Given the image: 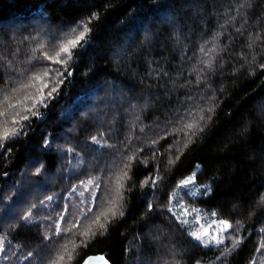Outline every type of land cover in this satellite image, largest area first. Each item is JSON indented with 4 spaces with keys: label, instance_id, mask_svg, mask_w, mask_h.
Returning <instances> with one entry per match:
<instances>
[{
    "label": "trees",
    "instance_id": "16d2710c",
    "mask_svg": "<svg viewBox=\"0 0 264 264\" xmlns=\"http://www.w3.org/2000/svg\"><path fill=\"white\" fill-rule=\"evenodd\" d=\"M92 17L88 42L73 49L67 70L46 58ZM55 69L63 72L58 91L43 90L37 115L23 112L33 100L19 106L30 117L22 121L26 134L0 148L8 256L0 264H56L61 254L60 264H80L92 253L113 264H264V0H0V98L45 71L53 86ZM32 83L12 102L38 96L43 82ZM190 112L204 116L201 130L187 141L183 132L168 134ZM196 167L200 191L182 199L235 226L224 234L242 238L231 253L221 254L230 240L204 246L189 235L192 224L176 219L170 195ZM96 177L98 205L113 198L117 180L123 186L117 216L101 217L106 232L92 224L93 204L75 218L57 214L46 231L47 198ZM77 220L75 235L63 232ZM89 225L96 234L81 236Z\"/></svg>",
    "mask_w": 264,
    "mask_h": 264
},
{
    "label": "snow or ice",
    "instance_id": "6c2138e0",
    "mask_svg": "<svg viewBox=\"0 0 264 264\" xmlns=\"http://www.w3.org/2000/svg\"><path fill=\"white\" fill-rule=\"evenodd\" d=\"M97 17H92L90 18L88 21L85 22H81L79 24H77L76 28H73L65 37V43L62 44V46L60 47V50L56 53L55 57H51L48 56L46 57L48 60L54 61L55 63L58 64H62L65 66V70H67V63L68 60L71 59L72 57V51L73 49L77 48V47H83L85 44H87V35L90 33V28H88V23L91 22V19H95ZM82 29L81 31H79L78 34H76L77 29ZM64 54L66 56V59H60L61 54ZM52 74L54 75V79L51 81V84L53 86L50 87L49 82L45 81V77L50 75L49 71H45L44 74L42 76H33L30 78V81L28 83H22L18 88H13L11 90V94H5L3 96V98H0V127H2L3 131H2V135H0V148H3L4 146V142L7 141L8 139L21 135V134H26V131H24L25 129V125L22 123V121L24 120H28L30 117L27 114L22 115L21 111H16V109L19 106L24 105V102L27 100H33L34 103L32 104L31 107H24L23 108V112L24 113H30L31 115H37V112H34L32 109L36 107L37 104H44L45 102V94H44V89L47 88L49 89L47 92V97H51L52 94L54 92L58 91V87L60 84H62L64 82V80L62 79L63 77V72H61L59 69H55L52 70ZM71 73H69L70 75ZM32 81H42L43 83L41 84L40 87L36 88V92L38 93V96H33L30 94H26L24 95L23 99H20L19 97L16 98L15 103L12 102L13 96L18 93V92H22L30 87H36V85L34 83H32ZM209 112L211 111V109L208 110ZM12 112L13 115L11 117V120L9 121L7 119L8 114ZM189 117H191V119L185 121L182 123L181 127L179 128H175L173 129L172 132L168 133V134H174L177 132H183L185 140H189L190 137L192 135H195V131L194 130H201L199 128V124L200 121L204 120V116L203 115H199L197 118V114L194 113H189L188 114ZM11 123V125H13V127L11 129H9L8 124ZM16 125H19V127H16ZM163 138V137H161ZM92 141L100 144L101 141L96 137L93 136ZM158 141H152L153 144L157 143ZM105 144L107 143L106 141L104 142ZM176 143H179V141H176ZM185 147L187 146V144L185 143L184 145ZM109 147H111L109 145ZM129 161H131L132 159H135L134 156H129ZM177 159H179V156H177ZM170 163H173L172 161H170ZM125 168L128 167L127 164L124 165ZM37 172H39V169H37ZM123 176H127V172H123ZM160 177H157L156 179H159ZM156 179H153L152 184L153 187L156 186ZM99 177L94 178L93 180L88 181L87 183L94 185L95 189H99ZM146 182V181H145ZM193 182V178H189V179H185L183 181H181L180 183V187H187L188 185H190ZM82 183H84L82 181ZM122 185L119 183V180H117V188H116V193L113 195V198L111 200L105 201L103 198L101 199L99 205L96 202V196L92 195L91 196V203L97 207V211L99 212L98 215H95V219L92 221L93 225H99V229L103 230L101 231V235L104 234V232H106L107 228H106V224L105 223H101V217H104L107 223H110L111 220L109 219V213H111V217L115 218L118 214L117 209L119 207V201L123 199V193L121 191L122 189ZM205 194H207L208 192H210V188L209 187H205L204 189ZM47 199L51 200L52 197H48ZM262 200H264V197L261 198ZM170 200H177V204H178V198L176 196V193L173 192L170 195ZM104 203H107L110 205V207L104 209L103 211H100V206L103 205ZM175 206V205H174ZM89 211H92L91 208H89ZM187 209L182 210L181 215L177 216L176 219L180 220V222L184 225H187L189 222L186 219H183V216L186 214ZM120 215H122L123 213H119ZM31 212L29 211L27 213V215L23 216L22 219L25 221H29L31 219ZM82 216L86 217L87 214L86 213H82ZM60 219L63 220L64 217L63 215H60ZM220 223L223 225V227L220 229V233L221 235L218 237L216 235H213L211 237H209V234L207 232V230H197V231H191L189 233V235H191L196 241L200 242L202 245L204 246H208V245H216V246H220V245H224L225 243V239H228L231 241V247H225L221 254L225 255L227 253H231L232 251H234L241 243V239H237L235 237L232 236L231 233H229V235L227 237H225L223 235V233L225 231H227L228 229H234V225L231 224L228 220H224L221 219ZM239 222H237L238 224ZM80 228V223L77 220L76 223H74L72 225V228H64L63 232L64 233H69L71 232L73 235L76 234L75 231H73L74 229L79 231ZM92 226L89 225L88 230L87 231H80L79 234L81 236H88L89 233L91 232V234L94 236L96 233L91 231ZM261 231H264V229H261ZM57 235H60V230H59V226H57ZM47 238V236H46ZM81 243H84V241H81ZM86 246V244H85ZM261 247H264V244L261 245ZM63 252H67L68 253V257L69 260H71V252L68 250L67 245L63 246ZM31 255V253H29V256ZM0 258L7 260L8 256L5 254V241L3 238H0ZM64 260V255L61 254L58 256L56 264H60L61 261ZM93 260H103V257H95V258H88L87 260H85V264H92ZM105 264H107V262H105ZM253 264H255V262L253 261Z\"/></svg>",
    "mask_w": 264,
    "mask_h": 264
},
{
    "label": "rangeland",
    "instance_id": "374dc122",
    "mask_svg": "<svg viewBox=\"0 0 264 264\" xmlns=\"http://www.w3.org/2000/svg\"><path fill=\"white\" fill-rule=\"evenodd\" d=\"M199 165L200 164H198L197 167H199ZM197 167L190 175H188L185 178V179L193 178V182L187 187L178 186L174 190L178 198V204H177V200H172L173 207L178 215H181L182 210L187 209V212L183 216V219H186L189 222L188 224L190 225L192 224L194 226L193 231L207 230L209 237L213 235L219 237L221 235L220 229L223 227L220 221L223 218L218 217L213 210L207 209V207H205L204 205L193 204L189 201H184L182 199V195L187 191L190 193H197L200 191V187L195 184ZM96 192L97 189H95L94 185L86 182L85 185H82L81 187L78 186L74 188L72 191L70 190L69 192L62 194L63 197L57 196V197H52L51 200L48 199L41 206V209L44 212H47L48 214L47 218L49 219V221H47L43 218L45 230L46 231H50L51 229L53 230L54 219L59 213H63L64 215L65 213L68 214L67 216H69L70 219L72 217L73 218L77 217L83 210H87L92 205V203L90 202L91 196L96 195ZM224 234L225 232L223 233V235Z\"/></svg>",
    "mask_w": 264,
    "mask_h": 264
},
{
    "label": "water",
    "instance_id": "95a60500",
    "mask_svg": "<svg viewBox=\"0 0 264 264\" xmlns=\"http://www.w3.org/2000/svg\"><path fill=\"white\" fill-rule=\"evenodd\" d=\"M103 257V260H93L92 264H113V262L103 253H92L86 256L80 264H85V260L88 258Z\"/></svg>",
    "mask_w": 264,
    "mask_h": 264
},
{
    "label": "bare ground",
    "instance_id": "6f19581e",
    "mask_svg": "<svg viewBox=\"0 0 264 264\" xmlns=\"http://www.w3.org/2000/svg\"><path fill=\"white\" fill-rule=\"evenodd\" d=\"M36 260H37V259H36ZM39 261H40V259H39ZM39 261H38V262H39ZM33 264H34V263H33Z\"/></svg>",
    "mask_w": 264,
    "mask_h": 264
}]
</instances>
